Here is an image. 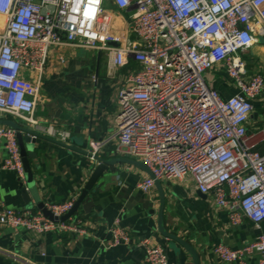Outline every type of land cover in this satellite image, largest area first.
I'll list each match as a JSON object with an SVG mask.
<instances>
[{
    "label": "built area",
    "instance_id": "obj_1",
    "mask_svg": "<svg viewBox=\"0 0 264 264\" xmlns=\"http://www.w3.org/2000/svg\"><path fill=\"white\" fill-rule=\"evenodd\" d=\"M106 1L0 0V120L34 126L44 67L54 47L105 53L110 81L131 63L135 67L126 72L116 95L115 137L120 152L149 173L137 185L139 191L148 195L158 181L190 177L201 194L213 195L232 226L247 220L259 230L264 223V153L253 141L257 134L264 137V129L248 132L246 126L254 103L264 96V72L241 53L264 36V0H111L116 10L131 12L127 36L121 39L110 29ZM48 8L52 11L42 15ZM223 70L236 90L224 99L211 79ZM49 133L62 143L69 137L63 131ZM1 142L7 154L2 169L24 182L16 131L1 126ZM100 148L96 144L90 160ZM75 201L45 203L44 208L60 219ZM120 220L117 216L107 230L109 248L131 242ZM4 227L38 236L86 235L74 217L54 223L41 211L2 205ZM139 245L142 264H170L151 239ZM212 250L224 264H247L253 254L264 264V234L241 249L218 244Z\"/></svg>",
    "mask_w": 264,
    "mask_h": 264
},
{
    "label": "crops",
    "instance_id": "obj_2",
    "mask_svg": "<svg viewBox=\"0 0 264 264\" xmlns=\"http://www.w3.org/2000/svg\"><path fill=\"white\" fill-rule=\"evenodd\" d=\"M104 7L112 32L120 39L126 37L131 12L116 10L111 0H107ZM241 57L250 65H260L264 72V36L262 44L242 52ZM134 67L130 63L110 81L106 75L105 53L64 46L50 51L32 126L47 140H38L34 148L28 149L36 154V159L29 161L38 198L44 204L77 201L97 165V161L88 156L96 144H101L97 156L104 160H134L120 152L115 137L117 91L126 72ZM212 75L213 86L222 99L236 93L224 70ZM25 77L35 79L33 73H25ZM263 104L264 96L254 103L246 126L248 132L264 129ZM14 122L27 126L21 121ZM49 131L68 133L63 144L75 151L61 145L62 142L56 141ZM255 137V149L262 154L264 137L260 134ZM82 145L87 148L83 149ZM6 157L1 142L0 207L4 205L16 211L29 208L32 213L38 212L33 201L30 206L25 205L17 176L2 169ZM148 176L145 168L123 161L105 172L89 193L88 207L85 208L83 201L74 215L86 230L84 236L65 233L38 236L24 229H0V264H142L144 252L139 243L145 238L165 251L170 264H196L191 253L177 243L165 241L159 233L161 208L162 232L191 246L197 253L198 264H224L213 253L215 245L241 249L252 243L260 232L264 234V223L259 230L247 220L232 226L228 213L214 205L213 195L201 194L190 177L183 181H158L150 194H142L137 185ZM117 216L131 242L128 246L109 248L106 246L110 240L107 230ZM158 239L164 240L161 245ZM258 262L257 254L246 259L247 264Z\"/></svg>",
    "mask_w": 264,
    "mask_h": 264
},
{
    "label": "water",
    "instance_id": "obj_3",
    "mask_svg": "<svg viewBox=\"0 0 264 264\" xmlns=\"http://www.w3.org/2000/svg\"><path fill=\"white\" fill-rule=\"evenodd\" d=\"M52 9H43L42 15L46 14V11ZM263 43V37L259 36V38H256V46L259 44ZM264 64V60L262 61ZM1 126H6L9 127L13 130L16 131V142L18 143L19 147V152L21 156V162L23 164V170H24V182L19 180V192L20 195L22 196V199L24 200V203L26 206H30L32 204V201L35 203V206L37 210L41 213L42 215L50 220L51 222L58 223L59 221L65 222L69 220L70 218L74 217V215L77 213L80 205L82 202H85V208L88 207L90 204V197L89 193L93 192V188L95 187V184L98 182L100 177L107 172L111 167H113L115 164L120 163V162H126L129 164H134L138 167H143L145 168L140 162L135 161V160H117L113 159L111 161L104 160L98 156H94L93 160L97 161V165L95 166L94 170L91 172L89 176V180L86 182L85 186L83 189L80 191V194L78 195L77 201L74 203V206L72 210L61 217L60 219H57L56 217H53L45 208H44V203L38 198V193L36 189V183L35 180H33V174L31 171V165L30 161L31 159H36V154L31 153L28 149L29 147L34 148V146L37 144L38 140H47V137L43 136L41 132L37 129H34L32 127L24 126L21 124H17L16 122L10 120V119H1L0 120V127ZM66 148H69L71 150H74V148L60 143ZM83 149H86L87 147L82 145ZM75 151V150H74ZM78 152L82 153L81 150H77ZM84 153V152H83ZM85 155H88L87 153H84ZM90 156V155H88ZM146 169V168H145ZM147 170V169H146ZM148 172V171H147ZM149 175V173H148ZM157 183V182H156ZM155 183V184H156ZM30 210L29 208H27ZM162 208L160 211V218H159V223H158V228H159V233H161L163 239L165 241L169 242H174L177 243L180 247L183 249L187 250L189 253L192 254V256L195 258L196 264H198V256L195 250L191 246H188L186 243H184L182 240L177 238L174 235H169L166 233L162 232L161 228V219H162ZM163 240V241H164ZM161 240H157V243L161 245L163 243Z\"/></svg>",
    "mask_w": 264,
    "mask_h": 264
},
{
    "label": "rangeland",
    "instance_id": "obj_4",
    "mask_svg": "<svg viewBox=\"0 0 264 264\" xmlns=\"http://www.w3.org/2000/svg\"><path fill=\"white\" fill-rule=\"evenodd\" d=\"M3 26H4V21L1 20V21H0V29H1V27H2V29H3ZM0 31H1V30H0Z\"/></svg>",
    "mask_w": 264,
    "mask_h": 264
}]
</instances>
